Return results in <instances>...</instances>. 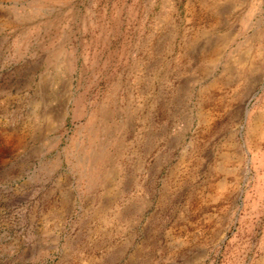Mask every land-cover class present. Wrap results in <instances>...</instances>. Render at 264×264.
<instances>
[{
	"label": "rangeland",
	"instance_id": "1",
	"mask_svg": "<svg viewBox=\"0 0 264 264\" xmlns=\"http://www.w3.org/2000/svg\"><path fill=\"white\" fill-rule=\"evenodd\" d=\"M224 1L0 0V264H264V0Z\"/></svg>",
	"mask_w": 264,
	"mask_h": 264
},
{
	"label": "crops",
	"instance_id": "2",
	"mask_svg": "<svg viewBox=\"0 0 264 264\" xmlns=\"http://www.w3.org/2000/svg\"><path fill=\"white\" fill-rule=\"evenodd\" d=\"M230 1H231V0H226V1H224V2H225V5L227 6V5L230 3ZM223 4H224V3H223ZM223 4H222V5H223Z\"/></svg>",
	"mask_w": 264,
	"mask_h": 264
},
{
	"label": "bare ground",
	"instance_id": "3",
	"mask_svg": "<svg viewBox=\"0 0 264 264\" xmlns=\"http://www.w3.org/2000/svg\"><path fill=\"white\" fill-rule=\"evenodd\" d=\"M107 175V174H106Z\"/></svg>",
	"mask_w": 264,
	"mask_h": 264
}]
</instances>
